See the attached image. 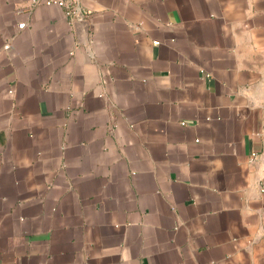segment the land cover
Wrapping results in <instances>:
<instances>
[{
	"label": "crops",
	"instance_id": "1",
	"mask_svg": "<svg viewBox=\"0 0 264 264\" xmlns=\"http://www.w3.org/2000/svg\"><path fill=\"white\" fill-rule=\"evenodd\" d=\"M80 4L0 0V264H264V0Z\"/></svg>",
	"mask_w": 264,
	"mask_h": 264
},
{
	"label": "built area",
	"instance_id": "2",
	"mask_svg": "<svg viewBox=\"0 0 264 264\" xmlns=\"http://www.w3.org/2000/svg\"><path fill=\"white\" fill-rule=\"evenodd\" d=\"M33 6L37 5L40 2H43L49 6H58L65 10V13L68 17L77 20H83L89 16V11L83 9L80 0H32ZM22 26L24 23L21 24ZM9 47V44H7Z\"/></svg>",
	"mask_w": 264,
	"mask_h": 264
}]
</instances>
